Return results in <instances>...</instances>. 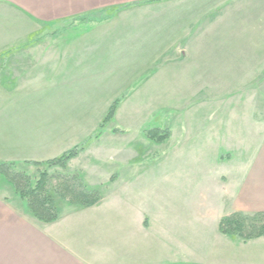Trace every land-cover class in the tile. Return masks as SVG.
I'll return each instance as SVG.
<instances>
[{
  "label": "rangeland",
  "instance_id": "rangeland-1",
  "mask_svg": "<svg viewBox=\"0 0 264 264\" xmlns=\"http://www.w3.org/2000/svg\"><path fill=\"white\" fill-rule=\"evenodd\" d=\"M210 2L203 0L204 5ZM256 2L237 0L227 9L224 0H218L216 11L196 16L184 33H176L175 41L152 57L154 64L146 69L128 68L105 80L101 88L112 82L111 92H90L28 117L73 123L67 129L71 142L42 144L36 134L21 135L23 131L36 133L35 127L0 125V163L16 164L32 178L35 168L23 167L22 163L31 162L25 160L44 162L84 146L67 164L64 175L78 177L99 194L101 200L91 207L100 205L97 211L106 209L110 217L116 208L114 194H130L132 206L127 208L122 202L118 212L132 210V217L145 212L151 227L148 233L171 264H252L247 253L252 248L263 251L264 238L232 241L219 233L218 225L223 217L233 215L225 197L228 175L235 178L248 164L264 134V7L253 8ZM2 18L6 17L0 16V38L12 35V26L3 28ZM77 18L63 25L67 31L59 34L63 35L58 37L59 45L88 29L85 26L91 21ZM48 31L27 41L41 35L52 39ZM1 52L0 109L8 100L19 98L7 94L12 83L2 63L9 57ZM21 59H13L11 76L21 75L19 69L26 66ZM118 99L111 121L96 136L100 131L97 121ZM146 132L153 138L145 137ZM166 132L168 138L162 143L153 142ZM58 180H51L50 186L59 185ZM0 199L11 200L31 218L2 180ZM69 200L68 194L57 196V209L84 208ZM67 219L65 230L82 244V233L93 228L83 226L80 217Z\"/></svg>",
  "mask_w": 264,
  "mask_h": 264
},
{
  "label": "crops",
  "instance_id": "crops-1",
  "mask_svg": "<svg viewBox=\"0 0 264 264\" xmlns=\"http://www.w3.org/2000/svg\"><path fill=\"white\" fill-rule=\"evenodd\" d=\"M147 1L150 0H0V16L6 17L2 18L3 28H9L8 24L12 26V35L3 34L0 38L1 55L9 57L2 63V70L12 83L6 88L7 94L19 97L13 102L8 100L1 107V127H35L36 133L20 131L21 135L25 133L30 138L36 134L42 144L71 142L67 129L73 123L37 121L28 117L90 92L98 94L104 89L101 85L105 80H111L125 69L148 68L154 64L152 57L175 41L176 33H184L196 16L203 17L218 8V0H210L205 5L203 0ZM234 1L237 0H224L227 9ZM139 2L145 4L126 9L104 24L86 25V31L58 44V37L67 31L63 25L68 21ZM257 7H264V0H257L253 8ZM48 30L52 31L53 36H48L52 39L41 35L38 40L27 41L34 35L48 33ZM13 57L19 60L22 57L26 65L19 69V77L11 76ZM112 87L111 82L104 90L111 92ZM101 120L99 118L97 126ZM228 176L230 183L225 197L229 214L264 213V134L248 164L235 178L233 174ZM129 195L126 198L121 193L114 194L112 201L116 208L111 217L107 216L106 209L101 213L97 211L100 205L58 207L57 221L47 225L35 223L11 200L0 199V264H171L163 258L165 252L160 253L158 244L148 233L151 227L145 212L143 216L137 214L134 217L130 213L132 210L118 212L122 202L127 208L132 206ZM94 214L106 220L94 218ZM77 217L81 218L83 226L87 224L89 229L93 228L82 233V244L65 230L67 218L74 220ZM107 220L112 223L108 224ZM249 250L247 255L252 257V264H264V250Z\"/></svg>",
  "mask_w": 264,
  "mask_h": 264
},
{
  "label": "trees",
  "instance_id": "trees-1",
  "mask_svg": "<svg viewBox=\"0 0 264 264\" xmlns=\"http://www.w3.org/2000/svg\"><path fill=\"white\" fill-rule=\"evenodd\" d=\"M157 1L150 0L147 2ZM141 4H145V2L113 7L91 15L78 17L76 20L91 21L90 24L94 25L104 24L123 10ZM119 100H116L111 105L99 123L98 129L100 131L96 136H100L103 128L111 121ZM167 135L166 132L165 135L157 137L153 142L162 143L166 137L168 138ZM145 137L148 139L153 138L149 132L145 133ZM83 150L84 146L75 147L56 158L44 162L31 161L22 163V166L25 168H35L36 176L32 178H30L29 173L16 166V164L0 163V181L2 180L3 183L11 187L13 194L23 202L27 214L37 223L42 225L52 224L58 219V209L55 202L57 196L64 197L65 194H68L71 203L84 208L94 206L101 200L100 195L87 188L78 177H73V179L66 177L63 173L66 170L67 164L75 159ZM54 179H59L58 181H61V183L56 186H50V181ZM218 231L221 235L232 241L240 239L244 243L264 238V213L251 215L237 213L230 217H223L219 221Z\"/></svg>",
  "mask_w": 264,
  "mask_h": 264
}]
</instances>
